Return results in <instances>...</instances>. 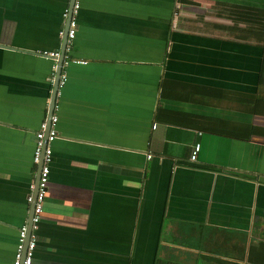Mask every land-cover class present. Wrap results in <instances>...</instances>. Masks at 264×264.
<instances>
[{
    "label": "crops",
    "instance_id": "crops-1",
    "mask_svg": "<svg viewBox=\"0 0 264 264\" xmlns=\"http://www.w3.org/2000/svg\"><path fill=\"white\" fill-rule=\"evenodd\" d=\"M70 1L0 0V264ZM78 2L31 264H264V0Z\"/></svg>",
    "mask_w": 264,
    "mask_h": 264
},
{
    "label": "built area",
    "instance_id": "built-area-1",
    "mask_svg": "<svg viewBox=\"0 0 264 264\" xmlns=\"http://www.w3.org/2000/svg\"><path fill=\"white\" fill-rule=\"evenodd\" d=\"M79 7L78 0H74L72 6H68L63 10V16L65 18H69L68 26L66 29V43L64 51L63 60L61 62V73L58 79V89L56 94H59V87L64 83L66 76L62 72V68L67 65L69 61H77L82 62V60H77L75 58H70L67 55V51L69 52L72 40L75 36L76 32V15ZM39 55L50 58L53 60L52 72H56L58 68L57 60L60 57V53L58 51H47L43 50L39 53ZM56 122L57 116L56 114H52L49 122H42L40 128L35 133V145L33 150V162L39 163L41 162L39 174H38V182H37V191L35 194V201L33 205V211L30 218L29 228L27 224H23L18 228L17 233V244L14 252V257L12 260V264H31L33 260V253L36 247L37 241V228L39 226V222L41 220L43 205L45 201V193H46V185L48 181V172H49V162L52 157V148L51 143L57 137L56 130ZM156 124L152 125L154 129ZM199 143L194 142L192 144L191 152L189 158L193 160L196 157V154L199 150ZM148 157L150 154L147 155ZM31 196L28 199L31 200Z\"/></svg>",
    "mask_w": 264,
    "mask_h": 264
},
{
    "label": "water",
    "instance_id": "water-1",
    "mask_svg": "<svg viewBox=\"0 0 264 264\" xmlns=\"http://www.w3.org/2000/svg\"><path fill=\"white\" fill-rule=\"evenodd\" d=\"M73 2H74V0L70 1L69 7L72 6ZM68 20H69V18H67V20H66L65 32H64V36H63V44L64 45L61 48L60 57L57 60L58 68H57V70L55 72L54 79H53V90H52V94H51L50 106H49L48 112H47V120H46V122H49V119H50L51 115L53 114V108L55 106L56 92H57V89H58V79H59V75L61 73V62L63 60L64 48H65V43H66V29H67V26H68ZM37 164H38V169H37V174H36L35 181H34V186H33V189H32L31 212H30L29 217H28V219L26 221V224H27L28 228H29V225H30V218H31V214H32V211H33V205H34V201H35V194H36V191H37V182H38L37 180H38V174H39V169H40L41 162H39Z\"/></svg>",
    "mask_w": 264,
    "mask_h": 264
},
{
    "label": "trees",
    "instance_id": "trees-1",
    "mask_svg": "<svg viewBox=\"0 0 264 264\" xmlns=\"http://www.w3.org/2000/svg\"><path fill=\"white\" fill-rule=\"evenodd\" d=\"M260 18V19H259ZM232 19V18H231ZM258 20H259V22H258ZM247 22H249V20H247ZM235 23V22H234ZM231 24H233V21H231ZM257 24H261V25H263L264 26V12H258V14H257ZM253 36V35H252ZM260 38H262V40H263V44H264V30H263V33H262V35L260 36ZM262 70L264 71V58H263V67H262ZM256 105V104H255ZM153 264H161V263H159V262H154Z\"/></svg>",
    "mask_w": 264,
    "mask_h": 264
}]
</instances>
